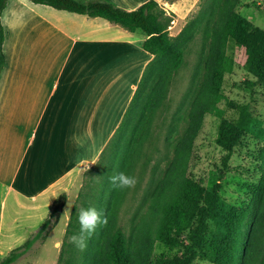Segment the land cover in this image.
<instances>
[{
  "label": "trees",
  "instance_id": "obj_1",
  "mask_svg": "<svg viewBox=\"0 0 264 264\" xmlns=\"http://www.w3.org/2000/svg\"><path fill=\"white\" fill-rule=\"evenodd\" d=\"M7 1L0 0V16ZM28 1L100 17L131 32L139 30L147 36L143 48L153 56L120 126L95 163L89 183L78 195L79 205L71 211L58 264H153L156 243L180 246L182 252L154 264H194L196 260L211 264H264V166L251 187L247 205H228L221 194L235 148L257 125L247 102L232 99L226 101L225 109L219 107L225 76L239 67L252 78L240 85L264 89V28L241 15L243 0H206L175 37L168 32L172 19L155 0L135 10L119 8L105 0ZM198 29L205 45L202 85L192 101L183 134L174 145L173 158L148 192L143 209L136 210L124 224L120 211L130 189L114 187L110 177L119 172L134 176L135 163L149 139L152 118L165 97V86L183 64L184 46ZM3 42L0 20V71L4 65ZM206 115L218 119L215 143L222 151L219 183L211 188L188 174L194 143ZM259 157L264 163V146ZM81 207H96L108 219L106 226L96 229L83 252L68 242V237L79 231L77 214ZM58 211L60 208L54 207L51 217ZM50 222L45 220L35 235L1 259L0 264H13L27 253Z\"/></svg>",
  "mask_w": 264,
  "mask_h": 264
},
{
  "label": "crops",
  "instance_id": "obj_2",
  "mask_svg": "<svg viewBox=\"0 0 264 264\" xmlns=\"http://www.w3.org/2000/svg\"><path fill=\"white\" fill-rule=\"evenodd\" d=\"M105 1L135 10L149 0ZM155 1L175 23L199 2ZM0 20L1 254L29 225L19 230L18 211L29 223L41 201L51 205L97 162L153 56L139 30L28 0H8Z\"/></svg>",
  "mask_w": 264,
  "mask_h": 264
},
{
  "label": "rangeland",
  "instance_id": "obj_3",
  "mask_svg": "<svg viewBox=\"0 0 264 264\" xmlns=\"http://www.w3.org/2000/svg\"><path fill=\"white\" fill-rule=\"evenodd\" d=\"M205 4L206 0H199L195 9L184 20L176 23L173 17L165 11L166 15L172 19L168 26L170 36H177ZM240 13L255 26L264 28V0H243ZM228 51L230 54L231 49L229 48ZM204 52L203 34L198 29L194 31L192 39L184 46L183 64L166 84L165 97L152 118L149 139L144 143V152L135 163L134 176L138 182L134 188L129 190L120 211L124 224L129 222L136 210L143 209L148 192L162 177L165 168L173 158L174 145L183 134L192 101L203 82ZM245 80H252V78L239 67H235L232 73L227 74L222 89L223 100L219 104L220 108L225 109L227 100L247 102L251 105L257 121L256 127L248 132L235 148L234 154L229 160V170L222 181L223 199L226 204L235 207H243L249 203L251 187L257 181L260 170H263L261 168L264 166L259 157V152L264 146V89L261 86L246 88L240 85ZM217 127L218 119L214 115H206L194 143L193 158L188 169V174L194 179L202 181L207 188L219 183L222 151L215 143ZM121 153L122 148L118 150V158ZM95 163L76 176L72 184L68 185L67 190L58 192L50 201L51 205L45 207L41 201L40 209L31 216L29 223H26L28 211L21 210L16 213L19 230L23 225H29L18 234L17 245L10 251L3 250L0 260L8 256L15 248L23 245L35 235L45 220L50 219V225L43 236L13 264H58L71 211L75 205H79L78 195L93 176ZM6 207H9V200L6 202ZM54 207H59L60 211L56 216L51 217ZM180 252H182L180 246L170 247L156 243L152 263ZM194 264L211 263L196 260Z\"/></svg>",
  "mask_w": 264,
  "mask_h": 264
},
{
  "label": "clouds",
  "instance_id": "obj_4",
  "mask_svg": "<svg viewBox=\"0 0 264 264\" xmlns=\"http://www.w3.org/2000/svg\"><path fill=\"white\" fill-rule=\"evenodd\" d=\"M137 178L132 175H127L124 172H119L110 177V183L120 189H131L137 184ZM66 214V213H64ZM79 231L68 237V242L77 250L83 252L87 249L88 240L96 232L98 227H104L108 223L107 217L102 210L96 207H81L77 214Z\"/></svg>",
  "mask_w": 264,
  "mask_h": 264
}]
</instances>
